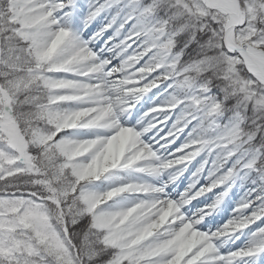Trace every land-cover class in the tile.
<instances>
[{
    "label": "clouds",
    "instance_id": "obj_1",
    "mask_svg": "<svg viewBox=\"0 0 264 264\" xmlns=\"http://www.w3.org/2000/svg\"><path fill=\"white\" fill-rule=\"evenodd\" d=\"M60 3L34 0L36 23L23 31L35 36L0 35L3 86L14 98L5 110L22 149L0 143L15 158L0 176L11 186L0 200L18 206L7 213L13 259L0 264H189L220 255L223 233L209 230L191 196L173 195L180 162L201 148L193 166L207 157L251 185L241 219L264 239V72L245 55L264 51V0H233L236 14L221 0L155 8L120 0L102 40L99 20L69 24Z\"/></svg>",
    "mask_w": 264,
    "mask_h": 264
},
{
    "label": "rangeland",
    "instance_id": "obj_2",
    "mask_svg": "<svg viewBox=\"0 0 264 264\" xmlns=\"http://www.w3.org/2000/svg\"><path fill=\"white\" fill-rule=\"evenodd\" d=\"M120 0H62L59 7L65 9L64 17L71 24L73 21L82 22L87 27L95 20H99L96 39L102 40L104 32L100 29L113 17L109 15L117 9ZM168 0H151L152 7H166ZM6 5V7L4 6ZM34 0H0V35L14 32L24 38L36 34L24 32V28L32 27L36 23L33 16ZM67 33H61L57 41L63 40ZM115 39V36H114ZM55 51V43L46 52H38L40 59L50 57ZM18 70V69H17ZM7 77L4 66L0 63V143L7 141L8 145L21 151L18 141L21 139L15 118L10 110L14 98L9 95L3 86ZM21 85L17 82V87ZM204 149L189 150L180 162L179 171L173 177V195L183 191L184 197L191 196L194 207L192 210L198 214L207 213L206 226L209 230H220L218 243L222 241L221 254L216 257H207L203 253L193 257L189 264L203 257L204 264H259L261 254L264 253V239L256 231L255 225H246L242 217L247 214V200L251 185L246 182L243 175L236 176L227 171L222 163L205 158L193 166ZM74 155L78 153L73 152ZM15 163V158L0 148V176L6 175L9 165ZM225 171V173H223ZM9 174L11 173L9 170ZM11 191L10 185L0 180V192ZM18 211V206L11 201L0 200V259L11 261L13 256L7 241L12 239L9 233L15 230V225L7 219V213ZM27 216L39 217L38 211L29 210ZM239 221V223H237ZM53 243L59 247L55 239ZM183 249L178 260L183 256Z\"/></svg>",
    "mask_w": 264,
    "mask_h": 264
},
{
    "label": "bare ground",
    "instance_id": "obj_3",
    "mask_svg": "<svg viewBox=\"0 0 264 264\" xmlns=\"http://www.w3.org/2000/svg\"><path fill=\"white\" fill-rule=\"evenodd\" d=\"M221 5L225 11H231L233 14L238 13V8L233 7V0H221ZM245 55L253 70L258 73L264 72V51L249 48Z\"/></svg>",
    "mask_w": 264,
    "mask_h": 264
},
{
    "label": "snow or ice",
    "instance_id": "obj_4",
    "mask_svg": "<svg viewBox=\"0 0 264 264\" xmlns=\"http://www.w3.org/2000/svg\"><path fill=\"white\" fill-rule=\"evenodd\" d=\"M259 264H264V253L261 254V257L259 259Z\"/></svg>",
    "mask_w": 264,
    "mask_h": 264
},
{
    "label": "trees",
    "instance_id": "obj_5",
    "mask_svg": "<svg viewBox=\"0 0 264 264\" xmlns=\"http://www.w3.org/2000/svg\"><path fill=\"white\" fill-rule=\"evenodd\" d=\"M159 6L163 7L161 4H159ZM72 155H74V154L72 153ZM100 226H104V225L101 224ZM112 242L115 243V241H112Z\"/></svg>",
    "mask_w": 264,
    "mask_h": 264
}]
</instances>
